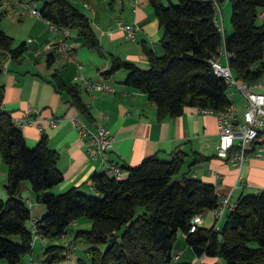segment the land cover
<instances>
[{"label":"trees","instance_id":"obj_1","mask_svg":"<svg viewBox=\"0 0 264 264\" xmlns=\"http://www.w3.org/2000/svg\"><path fill=\"white\" fill-rule=\"evenodd\" d=\"M149 1L164 30L162 54L146 48L148 68L111 55L110 68L103 74L128 70L124 83L147 94L160 118L180 115L186 106L215 111L229 106V86L210 62L221 48L230 54L229 63L238 80L249 84L262 80L264 18L261 22L258 18L264 0H230L233 31L227 34L219 26L214 0ZM39 9L42 17L58 27L76 29L87 47L101 48L90 17L70 0H42ZM25 50V42L14 47V38L0 29V52L18 57ZM53 58L50 53L49 61ZM52 81L91 117L78 84H67L58 72ZM3 95L4 87L0 86V154L7 165L8 194L6 199L0 197V259L19 263L33 250L35 233L29 224L32 211L21 188L28 180L39 194L38 201L45 205L36 223L42 237H66L80 217L91 219V228L76 230L73 238L88 245L89 262L78 258L80 264H173L181 231L198 257L221 256L226 264H264V189L241 195L219 230L199 226L193 232L189 230L193 215L215 208L219 197L215 184L189 172L172 181L184 163L177 152L171 159L152 154L138 165H124L127 175L121 178L94 172V194L77 187L55 193L51 189L64 179L57 166L58 152L50 147L45 135L36 145L27 144L23 130L2 106ZM205 158L196 155L195 161ZM139 207H143L142 212H138ZM71 250L69 244H48L41 264H62Z\"/></svg>","mask_w":264,"mask_h":264},{"label":"crops","instance_id":"obj_2","mask_svg":"<svg viewBox=\"0 0 264 264\" xmlns=\"http://www.w3.org/2000/svg\"><path fill=\"white\" fill-rule=\"evenodd\" d=\"M70 1L90 17L101 44V50L89 48L77 30L70 29L67 40L75 61H67L57 51L56 43L61 34L44 17L28 12L18 17L4 13L0 17V29L14 38V47L21 42L26 43L25 52L18 57L0 52V86L4 87L2 106L13 118L28 119L21 129L29 146L36 145L45 135L50 147L58 152L57 166L63 171L64 179L51 189L53 192L77 187L86 193H96L91 175L96 171L108 172L111 163L118 164L126 176L124 165H138L152 154L171 159L175 152L184 158L181 171L215 184L217 193L230 194L234 201L241 195L264 189V160L251 157L241 166H236L218 154L219 130L214 112L186 106L180 115L160 118L156 104L147 94L124 83L128 70L121 68L112 75L103 74L110 68L111 55L148 68L150 62L146 48L162 54L164 30L149 0ZM2 11L1 8L0 13ZM118 18L137 25L134 39H129L118 27ZM228 32L229 28L225 34ZM50 53L54 54L51 62L48 59ZM78 62L82 64L81 69ZM56 72L67 84L79 85L82 101L91 117H87L72 102L66 91L56 89L52 81ZM80 72L93 83L103 82L115 87V91L103 92L96 86L86 87L82 81L75 79ZM233 102L240 115L238 107L244 101L239 93L233 94ZM100 112L105 113L106 118H101ZM75 118L88 122L103 121L115 134L113 147L92 156L87 144L78 135L73 121ZM51 119H56V125L49 122ZM196 155L206 158L195 161ZM4 171L0 169V175L5 174ZM6 174L0 176L5 192ZM21 188L23 196L32 201L34 209L33 198L40 202L39 194L32 189L30 182L23 181ZM0 191H3L1 187ZM42 204L38 205L37 218L45 212V205ZM202 212L201 226L211 228L215 223L214 210L206 208ZM82 218L72 224V233L67 234L64 244L72 242L71 245H74L76 230L91 227V220ZM223 220L219 223L220 227ZM49 240L42 236L36 238L33 250L41 246L44 253L47 245L51 244ZM178 250L180 255L175 264H223L220 256L198 257L182 231L178 233L174 247V252ZM32 252L25 254L20 262L37 264Z\"/></svg>","mask_w":264,"mask_h":264},{"label":"built area","instance_id":"obj_3","mask_svg":"<svg viewBox=\"0 0 264 264\" xmlns=\"http://www.w3.org/2000/svg\"><path fill=\"white\" fill-rule=\"evenodd\" d=\"M39 0H0V7L5 13H9L16 16H21L28 12L32 15L41 16V12L38 6ZM259 16L264 18V9L259 13ZM118 27L124 30L126 36L129 39L136 37L137 25L133 23H126L121 18L117 20ZM50 26L61 34V38L56 43L57 51L67 60L75 61L71 46L67 40L70 36L69 28H60L57 25L50 22ZM219 26L221 24L219 22ZM225 55V62L222 60V56ZM230 54L221 48L217 55H214L210 62L216 74L223 77L228 86V97L232 100L229 106L223 110L215 111L208 108H200L201 111H212L216 114L219 130V144L218 154L221 157L228 158L234 165L241 166L249 158L255 157L264 160V91H257L260 87L264 86V83L257 81L253 84L238 80L232 71L229 63ZM78 68H82L80 62L77 63ZM77 81H82L86 87L96 86L103 92L115 91V87L106 83H93L88 80L82 72L75 76ZM240 94L244 101L245 113L243 117H240L237 113V105L233 102V94L235 91ZM101 118H106L105 113L100 112ZM16 125L22 127L28 119L13 118ZM75 127L77 129L79 137L85 141L88 147V151L92 156L100 153H105L110 150L115 141V134L103 121L88 122L79 118L74 120ZM41 122V120H38ZM49 122L52 125H56V119H51ZM42 129L43 126L40 125ZM108 173L121 178L125 176L124 170L115 163H111L108 169ZM219 197L218 205L213 208L215 213V223L213 227L217 230L220 229L219 223L225 217L226 213L236 206V201L232 200L230 194L217 193ZM27 205L33 211V203L27 199ZM203 212H197L191 219L190 232L196 231L201 226ZM38 218L32 216L31 229L35 233V239L41 237L37 233L36 223ZM64 238V237H62ZM67 253L68 259L72 260L74 257V251ZM180 251H176L173 254V264L179 258ZM86 256L89 257V253L86 252Z\"/></svg>","mask_w":264,"mask_h":264},{"label":"rangeland","instance_id":"obj_4","mask_svg":"<svg viewBox=\"0 0 264 264\" xmlns=\"http://www.w3.org/2000/svg\"><path fill=\"white\" fill-rule=\"evenodd\" d=\"M214 1H215V5L217 6L218 20H219V22L221 24L222 31L225 34V32H227V30L229 28L230 32H228V33H231L233 31V28H232V24H231V2H230V0H214ZM41 5H42V0H39L38 1V6L41 7ZM0 9H1V7H0ZM220 9H221V11H220ZM8 15H10V14H8ZM10 16H12V15H10ZM13 16L14 17H18L16 15H13ZM262 20H263V18L259 16L258 22H261ZM222 60H223V62L226 61L225 60V55L222 56ZM260 81L264 83V77ZM233 91H235V89ZM257 91H264V86L263 87H260L259 89H257ZM235 92H237V91H235ZM238 112L240 114L239 115L240 117H243L244 116V113H245L244 104H242L241 106L238 107ZM0 169L3 170V171L6 169V171H7V165L3 162L2 157H1V154H0ZM6 171H4L5 174H6ZM182 173H183V171H181L179 174L175 175L173 177V180L172 181L181 179V174ZM5 174H3V175H5ZM24 181H27L29 183L28 180H24ZM0 187H1V190H3V191H0V195L4 199H6L7 198V192H5L4 187L2 188V183L1 182H0ZM61 192H63V191H61ZM58 193H60V192H58ZM90 194H94V193H90ZM246 194H249V193H246ZM25 197H27V196H25ZM33 199H34L35 204L37 205V206L34 205V209L32 211V216H35V215L38 214L37 212L39 211V206L38 205H41L42 202H37V200L35 198H33ZM142 211H143V207H139L138 208V212H142ZM82 217H84L82 219H86V218L87 219H90L86 215H84ZM80 222H82V220ZM29 224H32V218L29 220ZM91 225H92V222H91ZM14 237H16V240H18V238H19L18 235H15ZM65 238L66 237H64V238L58 237L56 239L49 240V242H51L53 244H56V243H58V244H64V242L66 241ZM71 243L68 242V243H65V244L66 245H68V244L71 245ZM73 243L76 244V245L75 244L74 245H71V247H74L73 248V251H74V257H73V259L72 260H70V259H64L62 261V264H80V260L78 258L84 259V260H86V262H89V258L86 256V249L88 248V245L86 243H84V242H79V241H76V242H73ZM32 253H33L32 255H33V258H34V262L37 263V264H41V260L44 258L43 248L41 246H36ZM220 258H221V262L223 264H226V261L224 260V258H222L221 256H220ZM0 264H12V263H8L6 260L0 259ZM15 264H28V263H26V262H24V263L19 262V263H15ZM54 264H57V263H54Z\"/></svg>","mask_w":264,"mask_h":264}]
</instances>
